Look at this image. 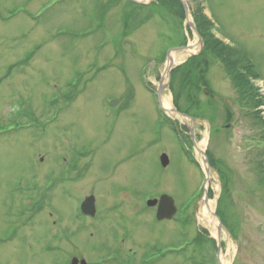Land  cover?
<instances>
[{"label": "rangeland", "instance_id": "1", "mask_svg": "<svg viewBox=\"0 0 264 264\" xmlns=\"http://www.w3.org/2000/svg\"><path fill=\"white\" fill-rule=\"evenodd\" d=\"M128 1L0 0V264H69L73 256L140 264L145 254L158 257L155 246L176 243L147 264H220L217 235L198 220L204 197L221 223L224 264H264V0H187L191 20L203 13L252 73L235 88L223 59L208 53L200 77L183 84L179 69L163 88L172 115L157 103L168 78L162 58L195 46L188 57L171 52L177 68L201 45L175 1L138 0L148 14ZM79 73L70 92L65 84ZM161 193L183 206L185 229L179 211L157 222L155 208L145 209L144 197ZM88 195L91 218L78 214ZM183 231L201 239L182 248Z\"/></svg>", "mask_w": 264, "mask_h": 264}, {"label": "trees", "instance_id": "2", "mask_svg": "<svg viewBox=\"0 0 264 264\" xmlns=\"http://www.w3.org/2000/svg\"><path fill=\"white\" fill-rule=\"evenodd\" d=\"M162 1V0H160ZM172 1V0H171ZM175 1L178 5L177 0ZM130 6H134L135 10L140 7L142 10L144 8H147L146 13L148 14L150 12L148 6H138L132 4L130 1H128ZM194 23L196 25V28L202 38L203 41V49L200 55L196 57L189 58L183 65L178 66L172 71V79L175 78L174 73L178 71L179 69H184L183 74L185 75L182 79V83H191L193 82V79L196 77H200L198 75V71H202L203 68L205 69L208 67L207 60L203 59V56H206L208 53H215L218 56H220L223 59V63L227 70L229 71V74L231 75V82L233 86L236 87H242L244 86V82H246L245 75L252 73V63L250 60L242 55L238 50L232 49V48H226L220 41L216 40L214 36L211 33V21L207 19L203 13H194L193 14ZM124 28H128V23L126 22L124 24ZM251 76V75H248ZM202 77V76H201ZM174 81V80H173ZM239 96L244 100L245 92H242L239 90ZM189 111V110H187ZM225 184L223 190L226 192ZM223 192L221 193V196L219 198L218 204H221V200L223 198ZM201 239V235H197V240L199 241Z\"/></svg>", "mask_w": 264, "mask_h": 264}, {"label": "water", "instance_id": "3", "mask_svg": "<svg viewBox=\"0 0 264 264\" xmlns=\"http://www.w3.org/2000/svg\"><path fill=\"white\" fill-rule=\"evenodd\" d=\"M133 2L135 3H141L140 1H136V0H132ZM181 4H182V7H183V11H184V16H185V20L187 21V24L189 25V27L192 29V31L196 34L197 38H198V41L199 43H202V40L194 26V23L189 21L188 17H189V10H190V6L188 4V1L186 0H180ZM190 48L189 46H184V47H175V48H172L170 49L168 52H167V57H169V54L171 51H174V50H186ZM173 65V61L172 59L170 58V64L169 66L167 67V75H168V80L170 79V68L172 67ZM162 82V79L160 80ZM160 82V84H161ZM168 85V82L164 85H159L158 87V90H157V98H158V103L159 105H161V99H160V96H161V92L163 90L164 87H166ZM188 131L190 133V136H191V139H192V142L193 144L195 145L196 142H195V135H194V130L193 128H189L188 127ZM196 147V146H195ZM204 156V162L207 164V158L205 156V153L204 151L201 152ZM161 163L163 166H166L167 163H168V158L166 157V155H162L161 156ZM157 203L156 200H152V201H148V205L149 206H154L155 204ZM81 210L83 213L85 214H90V215H94V197L93 196H90V197H87L81 204ZM176 209H175V206H174V202L173 200L166 196V195H163L160 197V200H159V203H158V209H157V219L158 220H162V219H170L174 213H175ZM220 227H221V224L220 226L218 227V232H217V240H218V251L220 250L221 246H220ZM77 263V260L76 259H73L71 264H76ZM81 264H86L84 260H81L80 261Z\"/></svg>", "mask_w": 264, "mask_h": 264}, {"label": "bare ground", "instance_id": "4", "mask_svg": "<svg viewBox=\"0 0 264 264\" xmlns=\"http://www.w3.org/2000/svg\"><path fill=\"white\" fill-rule=\"evenodd\" d=\"M190 19V17H189ZM195 51V46L193 48H190V49H187L184 54L186 57L190 56V54L194 53ZM170 58L172 60L176 59V56H174V58L172 57H169L168 60H167V67L168 65L170 64ZM163 106L166 110V112L170 115L172 114H175L174 110L171 108L170 106V101H169V98L168 97H164L163 98ZM198 149L200 151H202V149L200 147H198ZM199 154L201 155L202 159H203V154H201L199 152ZM198 220L201 222H204V226L208 227L210 229V232L213 233V234H216L217 233V230H218V220L217 218L215 217L214 215V210H213V203L210 201V200H207L206 198H203V203L201 205V207L199 208L198 210ZM219 262L220 264H224V258L223 257H219Z\"/></svg>", "mask_w": 264, "mask_h": 264}]
</instances>
